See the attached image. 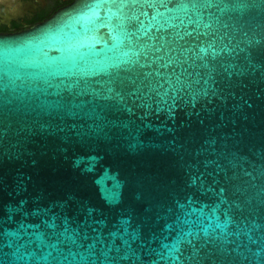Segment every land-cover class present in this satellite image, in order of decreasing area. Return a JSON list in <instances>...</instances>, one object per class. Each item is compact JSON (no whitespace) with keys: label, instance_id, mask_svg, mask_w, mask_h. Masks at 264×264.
I'll use <instances>...</instances> for the list:
<instances>
[{"label":"water","instance_id":"1","mask_svg":"<svg viewBox=\"0 0 264 264\" xmlns=\"http://www.w3.org/2000/svg\"><path fill=\"white\" fill-rule=\"evenodd\" d=\"M0 264H264V0L0 32Z\"/></svg>","mask_w":264,"mask_h":264},{"label":"flooded vegetation","instance_id":"2","mask_svg":"<svg viewBox=\"0 0 264 264\" xmlns=\"http://www.w3.org/2000/svg\"><path fill=\"white\" fill-rule=\"evenodd\" d=\"M68 1L69 0H0V32H2V26L12 29L16 25H22L24 28H27L31 26L29 23L32 19L43 16L46 12L54 8L55 10L53 12H55L72 0L70 2ZM60 2H65V4L58 7L57 5Z\"/></svg>","mask_w":264,"mask_h":264},{"label":"trees","instance_id":"3","mask_svg":"<svg viewBox=\"0 0 264 264\" xmlns=\"http://www.w3.org/2000/svg\"><path fill=\"white\" fill-rule=\"evenodd\" d=\"M70 1H71V0H69L68 2H70ZM66 3H67V2H66ZM63 4H65V2H60V3H58L57 6L59 7V6L63 5ZM58 7H57V8H58ZM54 10H55V8H54L53 10H50V11L46 12V14H44L43 16H38V17L32 19V20L30 21L29 25H32L34 22L39 21V20H42V19H44V18L50 16V15L53 13ZM22 28H24L22 25H16V26H15L14 28H12V29H10V28H8V27H6V26H2L1 31H2V32H12V31L20 30V29H22Z\"/></svg>","mask_w":264,"mask_h":264}]
</instances>
